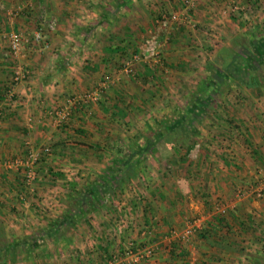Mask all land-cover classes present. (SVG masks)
<instances>
[{
	"label": "crops",
	"instance_id": "1",
	"mask_svg": "<svg viewBox=\"0 0 264 264\" xmlns=\"http://www.w3.org/2000/svg\"><path fill=\"white\" fill-rule=\"evenodd\" d=\"M179 6L170 0H0V240L18 242L45 229L61 217L70 182L83 190L108 168L116 169L136 140L132 122L138 125L144 119L157 124L158 118L175 115L188 105L205 71L202 62L211 59L197 34L205 20L202 11L195 31L175 26L160 34L166 69H158L153 79L145 64L131 75L118 70L153 27L156 12ZM51 22L54 30L49 29ZM222 22L219 28L226 40L221 44L230 47L236 33L229 32L237 27ZM9 31L23 38L18 55L9 52L3 36ZM36 31L42 34L39 41L33 40ZM164 34L170 36L165 39ZM16 70L29 76L13 86L10 97L8 80ZM105 76L110 80L104 81ZM101 86L98 101L74 107L66 123H55L54 108ZM238 90L247 99L235 105L233 122L240 130L233 129L234 149L174 148L165 151L166 157L150 156L153 167L142 164V159L133 166L136 172L146 166L155 178L143 186L132 176L116 192L122 205L132 207L136 224L125 235L103 236L107 232L101 231L102 223L113 214L108 210L102 216L96 210L89 223H76L57 240L40 238L36 246L24 242L22 249L0 254V264H111L110 253L122 251L126 237L145 245L143 230L151 223L148 237L155 242V253L150 259H128L125 264H264V183L252 188L257 172H264V83L244 84ZM249 105L257 106L255 115H240ZM218 106L228 107L226 101ZM222 124L226 131L232 129L228 121ZM136 128L148 134L146 126ZM28 148H49V152H43L37 164L36 192L19 200L21 173L2 162L23 157ZM57 172H63L68 183ZM133 184H138V192L132 187L128 193ZM213 201L227 209L224 216L212 210ZM42 206L45 215L39 211ZM192 216L203 220L202 235L184 243L172 241L171 231L181 230Z\"/></svg>",
	"mask_w": 264,
	"mask_h": 264
},
{
	"label": "built area",
	"instance_id": "2",
	"mask_svg": "<svg viewBox=\"0 0 264 264\" xmlns=\"http://www.w3.org/2000/svg\"><path fill=\"white\" fill-rule=\"evenodd\" d=\"M178 3L180 6L178 9L164 10L160 9L157 11L154 18L155 29H149L147 34L143 37L140 44H138L135 51L131 52L123 61L120 62L118 67L119 72L129 75L134 69L140 65L145 64L148 66L152 72L151 79L155 76L158 69L165 70L166 64L163 59L162 41L160 39L161 33H167L175 26H188L196 30L197 26L200 25L198 18L199 11H202L205 20L199 29L201 40L204 42L206 47L204 50L208 53L216 51L218 45L221 43L222 34L220 30V25L223 24L222 20H227L235 26H259L262 28L264 25V0H170ZM20 10V9H19ZM12 13V17L18 14V11ZM203 19V18H202ZM55 24L51 22L49 24V29L54 30ZM3 36L8 41L9 52L13 55H18L21 51L23 38L16 31H9L3 33ZM41 32L36 31L33 35L34 41H39L41 39ZM203 45V46H204ZM211 48H209V47ZM28 72L16 70L13 75L8 80V87L6 94L10 97L13 96V86L25 79ZM110 77L105 76L104 81H109ZM102 91L101 89H95L88 91L82 95L72 96L67 100L66 105H61L54 108L51 112L55 123L60 126L69 119L72 109L74 107H82L88 105L90 102L98 101L99 96ZM3 111L0 108V116ZM195 148L199 147V144L194 145ZM43 152H49V148H45L44 151H40L34 148H28L23 157H16L13 159H8L2 162V164L11 169L14 172L21 173L22 190L16 193L19 200H23L26 195H33L37 190L38 172L37 164L41 159ZM256 182V181H255ZM253 183V189L256 187L257 183ZM257 182L258 184L264 183V172H257ZM261 190L255 191L256 196L261 195ZM120 207H122L123 215L118 220L117 225V235L122 234L125 228L133 226L134 219L131 217V213L126 210L125 205L118 202ZM219 204V203H218ZM44 206V205H43ZM39 208V211H43ZM213 210L217 214H225L226 209L224 206L213 205ZM119 207V208H120ZM203 220L198 216H192L187 218L185 226L179 230L171 231V239H174L175 243H184L197 237L201 234L203 228ZM145 232H151V229L143 230ZM155 245L148 244L141 247L136 245V241H128L125 246L124 255L133 258V261L140 259L151 258L155 252ZM111 264H125L124 260H121V256L113 255Z\"/></svg>",
	"mask_w": 264,
	"mask_h": 264
},
{
	"label": "trees",
	"instance_id": "3",
	"mask_svg": "<svg viewBox=\"0 0 264 264\" xmlns=\"http://www.w3.org/2000/svg\"><path fill=\"white\" fill-rule=\"evenodd\" d=\"M259 35L251 34L243 37L236 33L231 38V46L218 48L211 61L205 67V75L198 85V89L190 105L176 112L170 120H162L157 130L152 129L153 134L143 138V145L137 152V144L130 153L126 154L115 169L113 166L104 171L96 180L83 190L75 189V183H69V192L63 204L64 211L60 218L51 221L45 229L25 237L21 241L9 242L0 240V254L10 253L11 249H22L24 242L31 246L37 245L38 239H58L64 236L63 230L74 228L80 214L84 210H95L102 205L105 197L116 193L123 185L130 181L134 174V165L147 154L166 157L168 150L179 145H186V151L194 145L193 137L196 134L194 123L200 118V112L205 109L218 89L234 80L240 85L242 78L248 76L247 86L257 85L264 81V29ZM147 67V66H146ZM166 151V152H165ZM224 216V214H219ZM222 218H219V220ZM202 235V232L201 234Z\"/></svg>",
	"mask_w": 264,
	"mask_h": 264
},
{
	"label": "rangeland",
	"instance_id": "4",
	"mask_svg": "<svg viewBox=\"0 0 264 264\" xmlns=\"http://www.w3.org/2000/svg\"><path fill=\"white\" fill-rule=\"evenodd\" d=\"M157 4V3H156ZM156 4H154L155 6H156ZM149 5V4H148ZM157 7V6H156ZM157 13V12H156ZM154 24V23H153ZM237 27V30L235 29V31H233V32H229V35L231 34V33H238V34H240V35H242L243 37H250V35L252 34H257V35H259L260 33H262L263 31H261V28L259 27V26H257V27H252V26H236ZM264 28V27H263ZM263 28H262V30H263ZM150 29H155V24L153 25V27H150ZM197 29V28H196ZM147 30H149V29H147ZM199 30V29H198ZM200 34V32L198 31L197 32V34ZM168 34H164V35H162L165 39H167L165 36H167ZM234 34H232V36H233ZM145 36V35H144ZM143 36V37H144ZM168 36H170V35H168ZM227 38H229L228 37V35H227ZM226 39L224 38V36H222V40H221V43H222V41H225ZM142 40L140 39L139 40V43L138 44H140V42H141ZM200 42H201V45H204V42L201 40V38H200V40H199ZM219 44L220 46L219 47H217V49L218 48H220L221 46H223L222 44ZM202 47V46H201ZM209 47V46H208ZM210 48V47H209ZM211 49V48H210ZM135 51V50H134ZM214 54V53H213ZM213 54L211 55V58L213 57ZM211 61V59L209 60V59H206V60H204L203 62H202V64H203V66H204V69H205V67H206V65H207V63H209ZM129 75H131V74H129ZM205 75V71H203V73L201 74V76L199 77L200 78V80H199V82H198V84L196 85L197 87L195 88V91L193 92V93H191V100L188 102V103H186V104H188V105H190V103H192V101H193V99H194V101H195V96H196V92H197V89H198V85H199V83L201 82V79L203 78V76ZM242 83L240 84V85H238V84H236V82H234V80L232 81V80H229L228 82H227V84H225V85H222L219 89H218V92L215 94V96L213 97V99H212V101L208 104V105H206V107H205V109L202 111V113L200 112V118H199V120L197 121V122H195L194 123V127H195V129H196V134H195V136L193 137V143H194V145H196V144H199V147L198 148H204V149H206V150H209V149H214V148H218V147H224V149H234V147H235V145H236V141H235V135H233V129L235 128V127H237V131H239L240 130V128H239V124L238 123H234L233 121H234V117L236 116V107H235V105L237 104H239L241 101H244V100H246L247 99V97L245 96V94L242 92V94L240 93L241 91H239L238 90V88L239 87H241V86H243L247 81H248V76H245V77H243L242 78ZM145 82H146V80H145ZM263 83H264V81H262ZM147 91H150L149 89L147 90ZM239 91V92H238ZM189 94V93H188ZM243 99V100H242ZM223 101H226L227 102V106L228 107H226V108H218L219 106H218V104H219V102H223ZM247 104V103H246ZM188 105H186V106H188ZM245 106H248V105H245ZM185 107V106H184ZM182 109V108H181ZM226 109V110H225ZM255 109H257V106H254V105H249V107H245V110L246 111H242L241 113H240V115H243V116H245V117H248L249 115L250 116H254L255 115V113H256V110ZM251 110H252V112L254 113H251ZM177 110L175 109L174 110V113L176 112ZM178 111H180V110H178ZM177 111V112H178ZM247 112V113H246ZM264 112V111H263ZM246 113V114H245ZM175 115H176V113H175ZM166 116V115H165ZM174 117V115H170L169 117H167V118H158V121H157V124H149V123H147L146 122V120H144V119H140L139 121H141L138 125L136 124V122H132L131 123V125H129V126H131L132 127V129H134L132 132H133V138H135L136 140H134L133 141V145H132V147H135L136 146V144H137V153L138 154H140V152L139 151H142V150H140V146H142L143 145V138L145 137L143 134H141V132H140V129L139 128H136V127H139L140 125H142L143 127H147L146 129V131H147V135L146 136H149V135H152L153 134V130L152 129H154V130H157L158 128H159V122L160 121H162L163 119L164 120H170L171 118H173ZM141 118V117H140ZM223 120L226 122V121H228V123L231 125L230 127H232V129H230L229 131H226L225 130V127H223L222 125V123H223ZM226 131V132H225ZM228 133H231V135L230 136H228ZM140 136H141V138H140ZM140 139V140H139ZM131 147V148H132ZM186 147H187V144L186 145H179L178 147H176V148H180V150L182 151V152H188V151H186ZM194 147V146H193ZM131 148H126L127 149V154L128 153H130V151L132 150ZM175 148V149H176ZM150 156H154V155H150V154H147V156H146V158L145 159H142V164H144V165H149L150 167H153V165H151L150 164V162L148 161V159H149V157ZM151 158V157H150ZM152 160H151V162H155L154 161V159L153 158H151ZM230 159H232V158H230ZM233 160V159H232ZM146 166L144 167V171L143 170H139V171H134V174H133V177H132V179L135 177V175L137 176L136 177V180H139L140 182L139 183H141V184H143V186H146V185H148V183L149 182H151L154 178H155V175L150 171V169L148 170L147 168H146ZM64 173L63 172H57V175L56 176H60V175H62V178L61 179H65V176L63 175ZM77 175H79V172H77V173H75V177H77ZM82 178H84V176L82 177H78V180L79 179H82ZM87 180V179H86ZM64 181H66V179L64 180ZM68 181L69 180H67L66 182L68 183ZM256 181V182H255ZM254 182L255 183H257V180H255ZM65 183V182H64ZM134 188V191L135 192H138V190L136 189L137 187H138V184H133L132 186H131V188L128 190V193H131L132 191H133V188ZM67 190H69V186H67ZM69 192V191H68ZM107 198H105V200H104V202H103V204L102 205H98V207L95 209V210H92V211H88V210H84L85 212H83V216H82V218L81 219H79L78 220V222H88L89 223V221H88V219L89 218H92V216L90 217V215H91V213L93 212V211H98L99 212V214H101L102 216L103 215H105L106 214V212L107 213H112L113 215H112V217H111V219L110 220H107V222H108V225H107V222H104V223H102V226H104L105 225V227L107 228V227H109L110 229H109V231H107L106 229H105V227H102V230L101 231H103V232H107V233H104L103 234V236H105V234H108V233H110L111 234V237L112 238H114V237H117V238H120L121 236H122V234L124 233V232H122V234H119V235H117L118 233H117V225H116V223H118V220L122 217V215H123V211H121L122 210V207H120L119 205H117V204H119V203H117V202H120L121 200V198H120V196H117V194L116 193H114L113 194V197L114 198H112V197H108V196H106ZM130 201H133L134 199L133 198H128ZM115 200H117V201H115ZM215 202H217V201H213L212 202V204L213 205H220V204H218V203H215ZM211 204V206H213ZM108 205H110V206H108ZM120 208H119V207ZM133 206V205H132ZM117 207L119 208V210L117 209ZM214 207V206H213ZM213 207H212V210H213ZM131 208L132 207H130V208H125L126 210L128 209V211L129 212H132V210H131ZM226 209V208H225ZM110 212H109V211ZM227 210V209H226ZM40 212H41V210H40ZM89 215H88V214ZM41 214H43V215H45V214H47V212H44V211H42L41 212ZM87 214V215H86ZM77 222V223H78ZM133 225L135 226L136 224L135 223H133ZM145 226H147V228L148 229H151V228H153L154 226H153V224L151 223L150 225H145ZM130 228H131V226H130ZM129 227H127V228H125V230H127V229H130ZM146 228V229H147ZM147 229V230H148ZM125 230H123V231H125ZM124 235H125V233H124ZM148 235H149V233L147 232V235L145 234L144 235V240H145V242H144V244L145 245H148V244H155V242L153 241V238H151V237H148ZM108 236V235H107ZM150 239H152V241H150ZM130 240H132V241H136V245L138 246V247H140L139 245L142 243L141 241H139V240H137V239H134L133 237H126V243H128V241H130ZM148 240V241H147ZM42 241V240H41ZM145 245H143V246H145ZM142 248V247H141ZM155 249V248H154ZM124 251H125V249H123L122 251H120V252H114V253H110V258L108 259L109 261H112V257H113V255H115V256H121V260H124V261H127L128 259H131V261L133 260V258L132 257H130V256H127V255H124ZM155 253V252H154ZM143 259V258H142ZM145 259V258H144ZM110 263V262H109Z\"/></svg>",
	"mask_w": 264,
	"mask_h": 264
}]
</instances>
